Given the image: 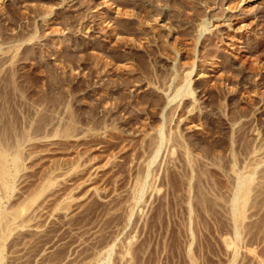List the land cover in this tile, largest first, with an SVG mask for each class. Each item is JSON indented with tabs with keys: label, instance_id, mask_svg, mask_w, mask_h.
<instances>
[{
	"label": "rangeland",
	"instance_id": "obj_1",
	"mask_svg": "<svg viewBox=\"0 0 264 264\" xmlns=\"http://www.w3.org/2000/svg\"><path fill=\"white\" fill-rule=\"evenodd\" d=\"M234 1L0 0V141L23 142L3 208L27 218L4 264H264V0Z\"/></svg>",
	"mask_w": 264,
	"mask_h": 264
},
{
	"label": "bare ground",
	"instance_id": "obj_2",
	"mask_svg": "<svg viewBox=\"0 0 264 264\" xmlns=\"http://www.w3.org/2000/svg\"><path fill=\"white\" fill-rule=\"evenodd\" d=\"M209 1V0H208ZM229 1V0H228ZM241 1H246V0H238V2L240 3ZM247 1H252V0H247ZM231 2V1H230ZM235 2V1H234ZM237 2V1H236ZM236 2L235 3H233V4H235L236 5ZM237 2V3H238ZM253 2V1H252ZM259 3V2H258ZM257 3V4H258ZM228 4V3H227ZM230 4V3H229ZM228 4V5H229ZM232 4V3H231ZM228 5H227V7H228ZM239 5V4H238ZM208 6V5H207ZM254 6V5H253ZM252 6V7H253ZM229 7H230V5H229ZM233 7V6H232ZM242 7V6H241ZM247 7H248V5H247ZM40 8H42V7H40ZM245 8V7H244ZM231 9V8H230ZM242 9V8H241ZM247 9V8H246ZM162 10V9H161ZM229 10V9H228ZM244 10V9H243ZM39 11V10H38ZM37 11V12H38ZM42 11V10H41ZM44 11H48V10H45V8H44ZM242 11V10H241ZM246 11V10H245ZM244 11V12H245ZM48 12H51V10L50 11H48ZM48 12H46L45 14H47ZM53 12V11H52ZM163 12H164V10H163ZM232 12V11H231ZM252 12V11H251ZM257 12H259V11H257ZM39 13V12H38ZM37 13V14H38ZM241 13V12H240ZM247 13V12H246ZM262 13H263V11H262ZM261 13V14H262ZM48 14H50V13H48ZM47 14V15H48ZM133 14V13H132ZM239 14V13H238ZM237 14V15H238ZM242 14V13H241ZM240 14V16H237L236 18H234L235 20H237V24H238V27H240V28H247V30H248V28L249 27H251V28H253L254 26H253V24H258V22H259V20H260V18H259V20L257 19V16H256V12L254 13V14H252L251 15V17H246V16H244V15H241ZM248 14V13H247ZM251 14V13H250ZM42 16H43V14H41ZM47 15H44V17H42V18H44L43 19V24L44 23H47ZM155 15V14H154ZM157 15V14H156ZM232 15H233V13H232ZM235 15V14H234ZM38 16H39V14H38ZM55 17V16H54ZM156 17V16H155ZM235 17V16H234ZM262 17L264 18V13H263V15H262ZM228 18V17H227ZM226 18V19H227ZM46 19V20H45ZM141 19V18H140ZM156 19V18H155ZM233 19V18H232ZM262 19V18H261ZM42 20V19H41ZM235 20H233V21H235ZM263 21H264V19H262ZM141 21V20H140ZM262 21V22H263ZM130 22V21H129ZM133 22V21H132ZM201 22V21H200ZM208 22H209V20H208ZM225 22H228L227 24L228 25H230V22H231V19H227V20H225ZM236 22V21H235ZM210 23V22H209ZM208 23V24H209ZM232 23H234V22H231V24ZM261 23V21L259 22V24ZM208 24L205 22V20L204 21H202L201 22V30H199V33H198V35H197V38H199V36L200 35H202L201 33H203V32H206V31H210V28H209V26H208ZM258 24V25H259ZM46 25V24H45ZM129 25H130V23H129ZM257 25V26H258ZM128 26V25H127ZM211 26V25H210ZM171 27V26H170ZM170 27H168V28H170ZM230 27V26H229ZM232 27H233V25H232ZM173 28V27H172ZM231 28V27H230ZM174 29V28H173ZM233 29H236V28H233ZM238 29V28H237ZM243 30V29H242ZM240 31V30H239ZM249 31V30H248ZM247 31V32H248ZM35 32V31H34ZM171 32V31H170ZM237 32V31H236ZM246 32V33H247ZM238 33V32H237ZM244 33V32H243ZM246 33H244V35L246 36L247 34ZM33 33H31V35H32ZM235 34V33H234ZM234 34H233V36H234ZM242 34V33H241ZM240 33H238L237 34V37L236 38H238L239 39V41H238V39H236L235 37H234V39H236L237 40V42L239 43V42H242L243 43V41H241V38H244L243 36L244 35H241ZM207 35V36H206ZM206 37L208 38L209 37V34H207L206 33ZM33 36V35H32ZM262 36V35H261ZM29 38V37H28ZM31 38H33V37H31ZM31 38H29V39H31ZM35 38V37H34ZM33 38V39H34ZM261 38V37H260ZM205 39V38H204ZM230 39H231V37H230ZM233 39V40H234ZM17 41H19L20 39H16ZM26 40H28V39H26ZM232 40V39H231ZM236 40H235V42H236ZM262 40L264 41V36H263V38H262ZM22 41V40H21ZM260 42H261V45H262V41L261 40H259ZM198 42V41H197ZM260 42H259V44H260ZM197 44V43H196ZM231 44H233V43H231ZM258 44V43H257ZM264 44V43H263ZM175 46V45H174ZM259 46V45H258ZM177 47V46H176ZM184 47V46H183ZM244 47V46H243ZM245 47H247V46H245ZM261 47V46H260ZM9 48V47H8ZM172 48V47H171ZM180 48V47H179ZM262 48V47H261ZM176 49V48H175ZM240 49H241V47H240ZM245 49V48H244ZM181 50V49H180ZM189 50V49H188ZM194 50H196V47L194 48ZM200 50V49H199ZM246 50H247V48H246ZM261 50V49H260ZM179 51V50H178ZM187 51V50H186ZM192 51V50H191ZM263 51V50H262ZM8 52V51H7ZM195 52H197V51H195ZM261 52V51H260ZM178 53V52H177ZM190 53V52H189ZM264 52H262V54H263ZM202 54V53H201ZM249 52H248V54L246 53V55L245 56H243L241 59H240V61H238L237 63H238V68H239V66L241 65L242 66V64L241 63H243V62H247V57H249ZM177 55V54H176ZM182 55V54H181ZM204 55V54H203ZM251 55V54H250ZM179 56V55H178ZM177 56V57H178ZM187 56V55H186ZM193 56L194 57H196L195 56V54H194V52H193ZM206 56V55H205ZM257 56V55H256ZM202 57V56H201ZM173 58V57H172ZM176 58V57H175ZM193 58V57H192ZM206 58V57H205ZM196 59V58H195ZM239 59V58H238ZM257 61H258V63L260 62V65L261 64H263V66L262 67H264V59L263 58H261V57H256L255 58ZM175 61V60H174ZM174 61H173V64H174ZM255 61V60H254ZM178 62V61H177ZM176 62V63H177ZM180 62H181V60H180ZM202 62V61H201ZM204 62V61H203ZM179 63V62H178ZM186 63V62H185ZM196 63V62H195ZM195 63H194V60H193V63L191 64V65H189L188 66V68L187 67H185V69L183 68V70H184V73H182V78H181V81L179 82V83H177V85H175L174 86V88H172V90H171V93H169L168 94V101H167V103H169V102H171V101H174V100H182V98L183 97H186V96H192L193 97V92H194V90H192V87L190 86V83H191V73L194 71V69H195ZM251 63V62H250ZM252 63H253V61H252ZM187 64V63H186ZM259 65V66H260ZM181 66H183L184 67V65H181ZM243 66H244V64H243ZM258 66V67H259ZM177 67V66H176ZM245 67V66H244ZM243 67V68H244ZM172 68V67H171ZM248 68V67H247ZM173 69V68H172ZM174 69H175V66H174ZM178 70V69H177ZM180 70H181V68H180ZM173 72V71H172ZM174 72H176V71H174ZM173 72V73H174ZM183 72V71H182ZM181 74V73H180ZM179 74V75H180ZM199 74V73H198ZM176 75V74H175ZM172 76V75H171ZM200 76V75H199ZM247 76V75H246ZM177 77V76H176ZM172 78V77H171ZM169 79V78H168ZM247 79V78H246ZM180 80V79H179ZM174 81L175 80H173V83H174ZM168 85H169V83H168ZM161 87H163V86H161ZM169 87V86H168ZM166 88V90H167V87H165ZM169 90H170V88H168ZM163 90H164V88H163ZM162 91V90H161ZM187 99V98H186ZM193 99V98H192ZM180 102V101H179ZM178 103V102H177ZM161 127V126H160ZM159 127V128H160ZM163 129V128H162ZM162 129H159V130H157V131H159V139H158V147H156V149L157 148H159V146H161L162 144V141L164 142V132L162 131ZM158 134V133H157ZM20 137V136H19ZM4 139V138H3ZM17 139H18V137H17ZM22 139H23V136H22ZM30 139V138H29ZM6 140V139H5ZM5 140H2V138H1V141L3 142V141H5ZM19 140V139H18ZM25 140V139H24ZM27 140V139H26ZM1 141H0V264H4L3 263V261H4V253H5V250H4V241L8 238V236L9 235H12L11 234V232L14 230V229H16V228H21V227H23V226H25V222H26V220H27V218H24L23 219V216L21 217L20 215V212H21V210H20V212H19V207H20V205H16L15 207H12V205L11 204H9L10 206L9 207H5V208H3V203H5V201L7 200H9V197L11 196V194L10 193H12V192H14L15 190H14V187H15V184H16V180H18V178H20V177H18L17 179H16V177L18 176V173L23 169V160H22V158H21V151H18V149H17V147L18 146H20L23 142L21 141V138H20V140L19 141H16L17 143H14V146L13 147H11L12 146V144L10 143L9 145H11V146H6V145H4V143L2 144L1 143ZM8 142V141H7ZM160 149V148H159ZM154 153H156L155 151H154ZM157 154V153H156ZM154 155V154H153ZM153 158H155V157H153ZM153 158H152V162L154 161L153 160ZM151 160V159H150ZM149 164H151V161L149 162ZM148 164V165H149ZM150 166V165H149ZM149 168V167H148ZM147 168V169H148ZM148 171V170H147ZM148 173V172H147ZM146 173V174H147ZM239 175V174H238ZM20 176V175H19ZM142 176V175H141ZM145 177H146V175H145ZM145 177H143L144 179H145ZM140 179H142V178H140ZM140 179H138V180H140ZM143 179V180H144ZM51 181V180H50ZM137 181V180H136ZM142 181V180H141ZM145 181H146V179H145ZM250 181H251V176L250 175H245V174H243V175H240V176H238V178H237V182H236V187H235V192H234V194H233V198H232V200H231V204H232V212H233V214L234 215H236V217H238V216H240L241 215V207L243 206V201L245 200V197H246V193H247V190H248V188H249V185H248V183H250ZM18 182V181H17ZM138 182H140V181H138ZM137 182V183H138ZM48 183V182H47ZM140 183H142V184H140L141 186H143V182H140ZM146 183V182H145ZM51 184V183H50ZM49 185V184H48ZM138 185H139V183H138ZM141 186H139V189H138V197L137 196H135V198L137 197V198H141L142 197V193H143V191H142V187ZM143 188H144V186H143ZM15 189H16V187H15ZM14 190V191H13ZM137 190V189H136ZM144 190V189H143ZM136 193V192H135ZM135 195V194H134ZM13 196V195H12ZM136 198V200L138 201L139 199H137ZM33 200V198H31V200L29 199L28 201L30 202V201H32ZM34 200H35V198H34ZM25 203H26V201H24ZM23 202V203H24ZM20 204H21V202H19ZM25 203L23 204V206L25 205ZM7 204V203H6ZM15 205V204H14ZM29 218V217H28ZM26 219V220H25ZM30 219H32L31 218V216H30ZM29 221V220H28ZM31 221V220H30ZM29 224V223H28ZM28 224H27V226H28ZM14 233V232H13ZM237 234V233H236ZM8 240V239H7ZM6 240V241H7ZM6 241H5V243H6ZM4 251V252H3ZM108 260V259H107ZM97 264H109L108 263V261H101V262H98Z\"/></svg>",
	"mask_w": 264,
	"mask_h": 264
}]
</instances>
